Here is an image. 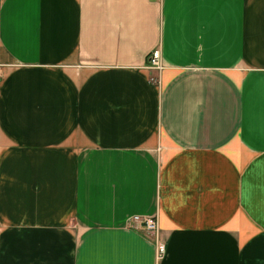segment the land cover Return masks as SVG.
<instances>
[{
    "label": "crops",
    "instance_id": "0c3cea01",
    "mask_svg": "<svg viewBox=\"0 0 264 264\" xmlns=\"http://www.w3.org/2000/svg\"><path fill=\"white\" fill-rule=\"evenodd\" d=\"M0 264H264V0H0Z\"/></svg>",
    "mask_w": 264,
    "mask_h": 264
},
{
    "label": "built area",
    "instance_id": "2783aa9c",
    "mask_svg": "<svg viewBox=\"0 0 264 264\" xmlns=\"http://www.w3.org/2000/svg\"><path fill=\"white\" fill-rule=\"evenodd\" d=\"M149 66L157 71L162 69L163 63L160 57V53L158 49H154L151 51L149 56ZM155 80L154 77L151 78ZM130 225L133 228H141L146 232H153L157 231V221L154 216H139V215H132L129 219ZM155 258L156 260L161 259L165 254V244L162 241H157L155 239Z\"/></svg>",
    "mask_w": 264,
    "mask_h": 264
}]
</instances>
